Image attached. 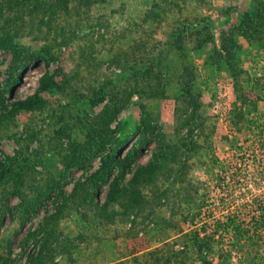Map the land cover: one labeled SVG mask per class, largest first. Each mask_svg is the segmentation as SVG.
Wrapping results in <instances>:
<instances>
[{
	"label": "rangeland",
	"instance_id": "1",
	"mask_svg": "<svg viewBox=\"0 0 264 264\" xmlns=\"http://www.w3.org/2000/svg\"><path fill=\"white\" fill-rule=\"evenodd\" d=\"M253 8L264 14V0H0V264L40 253L41 264H264V20ZM44 74L53 84L42 103L16 108ZM189 129V150L156 176L161 200L141 188L139 212L106 215L111 177L69 200L107 152L67 170L87 141L136 150L126 182L157 142L177 149ZM17 173L28 212L12 192ZM51 215L54 234L35 237ZM195 229L214 235L211 252L191 248Z\"/></svg>",
	"mask_w": 264,
	"mask_h": 264
},
{
	"label": "trees",
	"instance_id": "2",
	"mask_svg": "<svg viewBox=\"0 0 264 264\" xmlns=\"http://www.w3.org/2000/svg\"><path fill=\"white\" fill-rule=\"evenodd\" d=\"M252 10H253L254 18L264 20V16H263L264 14H262L260 10L254 9V8ZM152 14L154 15L156 13H152ZM177 38H179V41H175V42L180 43V34L178 35ZM6 44H7V40L4 37L0 39V48L1 47L5 48ZM169 46H172V45L170 44ZM156 60H158L159 61L158 63H160L159 59H156ZM226 61L228 65L232 63L230 62L231 59L228 57L226 58ZM151 68H152V63L144 67L142 71L143 73L141 74L145 75L146 72L148 71L151 72ZM184 69H185V71L183 72L184 75H189L190 72L188 71V68L185 67ZM229 72L230 74H232L233 78L237 80V77L235 75L236 71L229 70ZM136 73L137 72H135V74ZM52 84H53V77L48 74H44L40 78L39 87L37 88V91L34 94L27 96L25 100L15 102L16 108L31 110L37 107L43 101V98L41 97L40 94L47 92L50 85ZM192 88H193L192 83H190L189 80H185L184 81V91L186 93L185 95H186L187 100H189L188 101L189 103L187 102V104H191L192 108L196 109L198 108V106H200V101L199 99L195 98V96H193ZM239 91L240 90L237 89V93ZM237 99L239 101L240 100L244 101L239 93H238ZM1 100H0V105L3 104ZM117 111H118V108H113L112 112L105 114L108 120L107 121L108 123L111 122L115 118ZM237 116L238 118L236 119V122L239 124V122L242 121L241 116L243 115L238 114ZM192 118L193 117H191L190 120H192ZM145 128L147 129L151 128V124L149 122H146ZM192 131L193 129H189L188 132L190 133L186 136L187 138H185L184 141L180 143V147L177 149L174 146L170 147L166 144L162 145L161 142H157V146L155 147V150L152 154L150 161L144 166L139 165L133 172L131 179L126 182H125V175L128 169L130 168V164L136 159V155H137L136 150L133 148L132 149L130 148L125 152V155L121 156L120 154L121 150L123 149V146L126 145V143H119L115 145L114 147L106 149V144L108 143L107 142L108 140L106 136L104 135V133H103V135L105 136L104 138L107 141L102 138L101 145H100V141L99 142H95L94 140L87 141L86 148L79 150V147H77V150L75 149L74 151L72 150V154L66 158L65 164H66L67 170L73 166H81L83 165L84 161L97 157L98 151L100 149L107 150V152L104 153L102 156H100L99 168L93 174H91L90 177L87 178L84 183L82 184L79 183L76 186H74L69 196V200L77 199L78 202L80 203L81 198L84 200L86 199L85 196L88 195V188L94 189L97 187L99 183L107 182V179L110 177L112 179L110 181V184L108 185L109 190L107 193V197H106V200L103 206L101 207V209L104 210L106 215H108L109 213L115 212V211L109 212L107 210L108 207L115 206V205H118V208L123 210L124 215H129L132 212H134V210H138L139 212L143 208V206L148 203V200L145 199V196L144 195L141 196V188L144 189L148 187V190L150 191L151 196H153V199L155 201L161 200L162 198H164V195L166 194L167 191H161L158 188L156 189V185H155L156 176L158 172H160L162 168L167 165V162L169 161V158H170V157L167 158V156H171L172 154H175V152L177 150L179 151L180 148H183V149L185 148L186 150H189L188 146L191 141L190 134L192 133ZM193 147L194 145L192 146V148ZM82 152H84V155H82ZM4 166L5 165L3 164V162H0V168ZM125 170L127 171L125 172ZM16 177H18L19 180H22V181H19L16 183L17 187L12 192L20 195L23 201L21 206L23 207L24 211L28 212L29 210L32 209L35 203H31L34 201L27 199L25 196L21 194L22 191L20 189L22 188V186L25 187V182L23 181V178L21 175H19V173L16 174ZM56 185L57 183L55 182H53L52 185L51 184L48 185L47 186L48 190H50V192L53 191ZM86 186L88 187L86 188ZM61 194L62 193L59 191L58 196L62 197ZM62 205L65 206L66 203L64 202ZM57 218L58 217L55 215L46 217L43 220V222L39 225V228L36 231H33L32 234L36 237L37 235H39V233L42 232L49 237L52 236V234H54L53 226L57 222ZM189 237L192 241L191 248H195L196 250H198L200 254H202L204 250L205 251L211 250V247H210V245L212 244L211 242L212 241L214 242L213 234L210 233V234L201 235L199 230L195 229L193 232H191ZM31 260L33 264H41V261L43 260V253H40L39 255L33 257ZM204 263L211 264L210 262H207V261H204Z\"/></svg>",
	"mask_w": 264,
	"mask_h": 264
}]
</instances>
